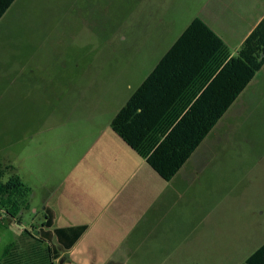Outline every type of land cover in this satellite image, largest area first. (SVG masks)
Segmentation results:
<instances>
[{
	"label": "rangeland",
	"instance_id": "1",
	"mask_svg": "<svg viewBox=\"0 0 264 264\" xmlns=\"http://www.w3.org/2000/svg\"><path fill=\"white\" fill-rule=\"evenodd\" d=\"M205 1L19 0L5 17L0 169L14 168L3 182L15 173L36 196L21 223L0 209V261L45 220L42 189L54 172L77 165L89 138H118L114 115ZM247 96L234 138H219L206 182L163 241L166 262L153 245L129 264H242L264 244V67Z\"/></svg>",
	"mask_w": 264,
	"mask_h": 264
},
{
	"label": "crops",
	"instance_id": "2",
	"mask_svg": "<svg viewBox=\"0 0 264 264\" xmlns=\"http://www.w3.org/2000/svg\"><path fill=\"white\" fill-rule=\"evenodd\" d=\"M18 2H13L0 24ZM196 18L217 34L234 56L263 20L264 0H206L166 53ZM257 75L170 181L162 179L113 130L118 138H89L77 165L65 174L57 169L49 179L54 182L42 189L41 210L53 211V229L85 228L69 251L59 247L61 256L56 264H129V257L138 249L151 250L153 245L160 247L166 262L171 253L164 250L163 241L169 242L174 224L182 220L190 193L206 182V170L215 158L219 138H234V120L248 108L247 95ZM207 150L205 164L202 159ZM35 196L32 192L31 199Z\"/></svg>",
	"mask_w": 264,
	"mask_h": 264
},
{
	"label": "trees",
	"instance_id": "3",
	"mask_svg": "<svg viewBox=\"0 0 264 264\" xmlns=\"http://www.w3.org/2000/svg\"><path fill=\"white\" fill-rule=\"evenodd\" d=\"M15 0H0V20ZM264 67V18L234 56L201 19H194L111 122L112 130L170 181ZM12 167L0 169V209L21 223L32 189ZM47 209L38 227L24 230L0 264H56L85 228L53 229ZM243 264H264V245Z\"/></svg>",
	"mask_w": 264,
	"mask_h": 264
}]
</instances>
